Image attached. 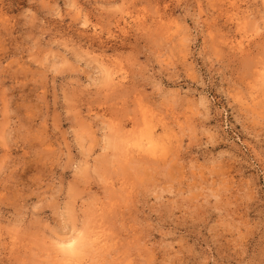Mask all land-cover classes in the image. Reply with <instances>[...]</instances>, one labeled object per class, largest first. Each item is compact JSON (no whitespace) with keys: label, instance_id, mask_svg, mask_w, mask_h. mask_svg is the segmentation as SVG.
<instances>
[{"label":"rangeland","instance_id":"obj_1","mask_svg":"<svg viewBox=\"0 0 264 264\" xmlns=\"http://www.w3.org/2000/svg\"><path fill=\"white\" fill-rule=\"evenodd\" d=\"M0 264H264V0H0Z\"/></svg>","mask_w":264,"mask_h":264},{"label":"bare ground","instance_id":"obj_2","mask_svg":"<svg viewBox=\"0 0 264 264\" xmlns=\"http://www.w3.org/2000/svg\"><path fill=\"white\" fill-rule=\"evenodd\" d=\"M137 139H138V138H137ZM137 141H138V140H137ZM70 240H71V239H70ZM67 241H68V240H67ZM74 241H75V239H74ZM60 242H61V241H60ZM61 243H62V242H61ZM64 243H65V242H64ZM66 243H67V242H66ZM68 244H70V242H68ZM63 245H64V244H63ZM63 245H62V246H63ZM71 245H72V243H71ZM62 246H61V247H62ZM65 246H66V245H65ZM78 247H79V246H78ZM81 247H82V246H81ZM70 248H71V250H72V247H71V246H70ZM70 248H69V250H70ZM65 249H66V248H65ZM76 250H77V249H76ZM75 252H76V251H75ZM76 253H77V252H76ZM65 254H66V253H65ZM81 254H82V252H81ZM93 255H94V254H93Z\"/></svg>","mask_w":264,"mask_h":264}]
</instances>
